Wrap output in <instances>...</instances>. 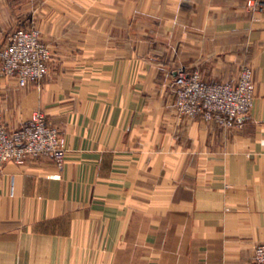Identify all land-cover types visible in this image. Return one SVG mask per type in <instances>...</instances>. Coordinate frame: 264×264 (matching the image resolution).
<instances>
[{"label": "crops", "instance_id": "obj_1", "mask_svg": "<svg viewBox=\"0 0 264 264\" xmlns=\"http://www.w3.org/2000/svg\"><path fill=\"white\" fill-rule=\"evenodd\" d=\"M248 0H0V49L40 31L39 84L0 65L7 131L36 112L59 129L50 157L0 168V264H255L264 244V13ZM253 70L234 126L178 119L175 72L207 84Z\"/></svg>", "mask_w": 264, "mask_h": 264}, {"label": "built area", "instance_id": "obj_2", "mask_svg": "<svg viewBox=\"0 0 264 264\" xmlns=\"http://www.w3.org/2000/svg\"><path fill=\"white\" fill-rule=\"evenodd\" d=\"M248 13H264V0H248ZM52 52L39 30H17L0 49L3 72L19 86L41 83L50 72ZM174 101L178 119L216 121L232 127L249 114L255 102L253 70L243 64L236 83L207 84L198 73L179 67L175 72ZM0 114V168L7 163L24 165L38 157H50L63 170L67 150L58 128L43 112H36L19 129L7 131ZM255 264H264V244L255 249Z\"/></svg>", "mask_w": 264, "mask_h": 264}]
</instances>
